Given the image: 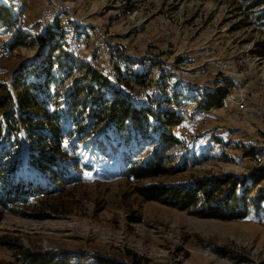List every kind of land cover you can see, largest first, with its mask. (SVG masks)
I'll return each instance as SVG.
<instances>
[{
  "label": "rangeland",
  "instance_id": "1",
  "mask_svg": "<svg viewBox=\"0 0 264 264\" xmlns=\"http://www.w3.org/2000/svg\"><path fill=\"white\" fill-rule=\"evenodd\" d=\"M0 8L10 12L8 23L0 21V100L16 96L20 71L28 82L40 80L52 45L60 64L49 92L58 101L89 71L101 78L105 100L124 96L132 109L152 112L140 118L148 123L145 136L128 145L131 128L119 132L105 122L93 129L83 144L107 157L95 161L102 177L38 198L23 217L0 209V242L82 263L100 257L132 264L135 255L140 264H264V206L252 201L264 181L246 194L247 217L230 222L200 219L136 191L227 176L231 183L247 180L248 190L252 172L264 167V56L257 53L264 21L257 20L263 8L256 0H0ZM19 32L29 38L14 49ZM42 36L45 47L36 43ZM136 76L145 78L143 85ZM219 88L227 91L221 107L204 110L206 95ZM190 102L198 108L190 109ZM160 110L181 117L172 131L177 143L166 154L177 173L135 183L120 175L119 165L152 157L164 131ZM26 158L24 143L20 169ZM25 177L43 186L29 171ZM3 243L0 264H18L19 250Z\"/></svg>",
  "mask_w": 264,
  "mask_h": 264
},
{
  "label": "trees",
  "instance_id": "2",
  "mask_svg": "<svg viewBox=\"0 0 264 264\" xmlns=\"http://www.w3.org/2000/svg\"><path fill=\"white\" fill-rule=\"evenodd\" d=\"M256 3L260 9L263 8L257 16V20L263 23L264 0H256ZM9 19V9L0 8V21L8 23ZM28 38L22 32L17 33L11 47L15 49L26 44ZM47 41L44 36L36 38L40 47L47 46ZM49 50L50 55L39 68L40 80L28 82L27 74L20 71L13 80L16 96L6 93L0 100V209L21 217L26 216V212L40 197L57 194L62 187L74 185L82 179L102 177L99 164L95 161L99 157H107L102 153L89 152L83 144L86 138L92 136L93 129L105 122H109L112 129L119 132L131 128L133 132H126L128 134L125 136L128 139L130 137L129 140L126 138L128 145L131 141L136 142L140 135L145 136L148 123L140 118L148 119V115L152 116L147 108L132 109L133 104L124 96L115 101L105 100L99 84L101 78L89 71L74 80L65 100L58 101L49 91L53 81L52 70L60 64V60H53L54 46L50 45ZM257 53L264 56V43L258 46ZM143 80L145 78L136 76L135 83L143 85ZM226 96L227 91L220 88L208 93L202 108L206 111L220 108ZM156 118L159 128L164 131L159 136L161 142L152 157L144 163L130 161L119 165L120 175L135 183H145L177 173V169L167 166L169 161L166 154L177 143L172 131L181 123V117L174 111L160 110ZM24 143L27 158L25 168L20 169L22 165L19 164V154ZM25 171L43 182V186L37 187L31 182H25ZM232 179L230 176L206 179L184 187L146 184L136 188V191L149 202L189 212L200 219L224 222L243 220L248 215L246 194L264 181V167L252 172L248 190L245 185L247 180L242 179L243 183H240L236 179L231 183ZM240 184L243 185L242 195H237ZM252 201L256 208L261 209L264 206V189ZM4 245L19 250L18 264H123L100 257L92 263H82L65 256ZM130 257L132 264H140L135 255Z\"/></svg>",
  "mask_w": 264,
  "mask_h": 264
},
{
  "label": "built area",
  "instance_id": "3",
  "mask_svg": "<svg viewBox=\"0 0 264 264\" xmlns=\"http://www.w3.org/2000/svg\"><path fill=\"white\" fill-rule=\"evenodd\" d=\"M188 106H189L190 109H196V108H198V105H197L196 102H190V103L188 104Z\"/></svg>",
  "mask_w": 264,
  "mask_h": 264
},
{
  "label": "bare ground",
  "instance_id": "4",
  "mask_svg": "<svg viewBox=\"0 0 264 264\" xmlns=\"http://www.w3.org/2000/svg\"><path fill=\"white\" fill-rule=\"evenodd\" d=\"M260 114V113H259Z\"/></svg>",
  "mask_w": 264,
  "mask_h": 264
}]
</instances>
